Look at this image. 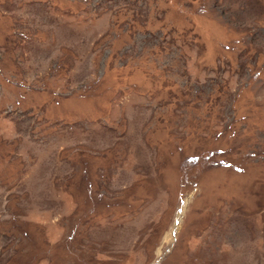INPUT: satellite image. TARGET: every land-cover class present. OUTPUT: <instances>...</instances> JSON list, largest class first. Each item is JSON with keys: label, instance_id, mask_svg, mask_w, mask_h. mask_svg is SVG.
<instances>
[{"label": "rangeland", "instance_id": "1", "mask_svg": "<svg viewBox=\"0 0 264 264\" xmlns=\"http://www.w3.org/2000/svg\"><path fill=\"white\" fill-rule=\"evenodd\" d=\"M0 264H264V0H0Z\"/></svg>", "mask_w": 264, "mask_h": 264}]
</instances>
